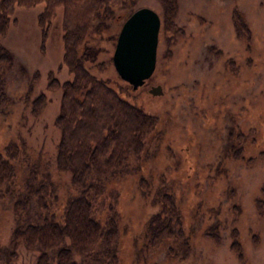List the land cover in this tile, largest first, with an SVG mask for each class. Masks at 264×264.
I'll use <instances>...</instances> for the list:
<instances>
[{
    "label": "rangeland",
    "instance_id": "rangeland-1",
    "mask_svg": "<svg viewBox=\"0 0 264 264\" xmlns=\"http://www.w3.org/2000/svg\"><path fill=\"white\" fill-rule=\"evenodd\" d=\"M175 1L170 26L162 27L159 0H123L120 7L111 6L109 17L95 15L85 37L88 69L110 85H121L126 98L158 116L138 167L128 154L130 170L110 181L118 190L116 264H264V0ZM139 6L156 11L159 27L152 72L130 89L118 78L110 55L120 23ZM41 7V2L15 6L0 35L12 56L3 72L8 101L0 111V150L7 140L21 137L26 153L13 164L15 173L24 172L28 161L46 168L57 184L59 209L69 189L68 171L57 172L53 164L60 92L47 88L46 80L49 69L59 81L68 73L60 64L59 8L39 48L36 15ZM234 16L244 33H236ZM156 84L160 92H148ZM38 91L45 102L32 117L25 93L29 98ZM237 135L241 158L227 152ZM140 175L148 186L159 176L167 180L181 210L187 248L177 240L150 250L144 246V221L157 205L150 187L138 185ZM13 223L10 199L3 198L0 249ZM210 225L217 239L202 234ZM232 227L235 249L230 247ZM14 250L13 264H33L35 250L19 242Z\"/></svg>",
    "mask_w": 264,
    "mask_h": 264
},
{
    "label": "trees",
    "instance_id": "trees-1",
    "mask_svg": "<svg viewBox=\"0 0 264 264\" xmlns=\"http://www.w3.org/2000/svg\"><path fill=\"white\" fill-rule=\"evenodd\" d=\"M38 2L42 3L36 15L40 49L48 24L60 9V64L68 77L59 81L49 69L46 87L60 92L53 119L58 128L53 164L57 172L68 171L69 189L58 209L57 184L49 171L28 161L24 172L15 173L13 164L25 156V143L21 137L7 140L0 150V200L10 199L14 223L0 255L3 264H13L14 247L19 242L35 250L33 264H116L118 190L110 181L130 170L128 154L134 157V167H138L139 155L158 116L134 104L122 94L127 92L121 85H110L85 64L90 48L85 37L91 20L97 14L109 17L111 6L120 7L123 0H0V35L5 33L15 6L28 7ZM159 2L162 27L172 25L176 1ZM233 22L236 33H244L241 20L234 16ZM11 60L10 51L0 43V111L8 101L3 72ZM25 99L28 114L37 116L45 102L43 92L29 98L25 93ZM237 136L227 152L241 158L242 145ZM138 185L141 189L150 187L157 205L144 221V246L150 250L164 241L177 240L187 248L188 234L181 210L167 180L159 176L155 184L148 186V180L140 175ZM235 230L229 229L233 249L237 243ZM201 232L211 239L218 238L214 225Z\"/></svg>",
    "mask_w": 264,
    "mask_h": 264
},
{
    "label": "water",
    "instance_id": "water-1",
    "mask_svg": "<svg viewBox=\"0 0 264 264\" xmlns=\"http://www.w3.org/2000/svg\"><path fill=\"white\" fill-rule=\"evenodd\" d=\"M158 27V14L148 6L136 7L120 23L110 59L118 77L131 88L152 72ZM148 92L157 94L160 86L151 85Z\"/></svg>",
    "mask_w": 264,
    "mask_h": 264
}]
</instances>
